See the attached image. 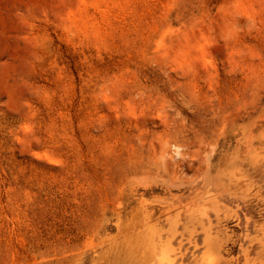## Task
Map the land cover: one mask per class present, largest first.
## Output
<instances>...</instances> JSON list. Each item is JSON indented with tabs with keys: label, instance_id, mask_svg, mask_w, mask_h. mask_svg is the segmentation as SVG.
Returning <instances> with one entry per match:
<instances>
[{
	"label": "rangeland",
	"instance_id": "rangeland-1",
	"mask_svg": "<svg viewBox=\"0 0 264 264\" xmlns=\"http://www.w3.org/2000/svg\"><path fill=\"white\" fill-rule=\"evenodd\" d=\"M0 264H264V0H0Z\"/></svg>",
	"mask_w": 264,
	"mask_h": 264
},
{
	"label": "bare ground",
	"instance_id": "bare-ground-1",
	"mask_svg": "<svg viewBox=\"0 0 264 264\" xmlns=\"http://www.w3.org/2000/svg\"><path fill=\"white\" fill-rule=\"evenodd\" d=\"M177 155H178V153H177ZM184 251H185V247H184V245L181 242V243L177 244V249L173 250L172 253H174L175 258H177L178 256H183L184 255ZM175 253H177V254H175Z\"/></svg>",
	"mask_w": 264,
	"mask_h": 264
}]
</instances>
